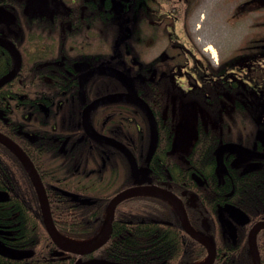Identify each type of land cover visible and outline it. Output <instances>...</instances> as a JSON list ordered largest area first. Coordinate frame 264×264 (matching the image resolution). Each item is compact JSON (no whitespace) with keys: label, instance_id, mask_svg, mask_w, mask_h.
<instances>
[{"label":"flooded vegetation","instance_id":"af4514ba","mask_svg":"<svg viewBox=\"0 0 264 264\" xmlns=\"http://www.w3.org/2000/svg\"><path fill=\"white\" fill-rule=\"evenodd\" d=\"M225 1L233 3L229 23L244 27L242 36L225 42L190 39L188 49L172 36L179 16L169 10L161 12L160 0L151 6L153 17L159 23L165 21L169 38L179 43L174 50L173 81L190 95L187 108H181L179 101L174 108L173 137L167 130L168 140L172 139L169 146L163 145L164 124L159 109L117 71L74 60L63 67H22L21 25L10 9L0 5L14 17L11 24L0 22V40L11 44L21 57L14 77L0 86V135L5 139L0 140V242L14 250L31 252L19 259L0 255V264H76L78 260H92L52 240L44 223L42 198L60 236L57 222L73 218L75 213L91 218L85 223L102 234L110 202L130 191L113 209L108 240L114 231L131 233L121 226L133 221L153 229L156 225V233L162 232L165 200L174 206L186 232L179 208L166 198V191L179 200L199 237L212 240L214 260L216 226L210 219L215 216L222 239L229 241L235 238L237 224H249L250 218L242 209L249 218L247 224L232 217L226 208L233 205L235 185H255L257 195H264V156L253 158L226 150L218 160L217 152L221 145L235 143L264 155V133L249 136L246 141L243 138V91L264 87V0ZM164 40L168 44L164 37L149 41L144 57ZM182 54L187 58L183 67ZM16 62V55L0 45V79L13 70ZM88 70L92 75L81 83L80 75ZM112 95L120 97L107 98ZM95 101L99 103L85 112ZM144 105L154 120V146ZM182 120L192 123L193 134L187 141L180 140ZM192 146L194 149L188 150ZM260 168L263 172L259 178H246ZM181 185L189 188L181 190ZM253 196L245 200L252 203L256 200ZM211 208L214 214L209 215ZM197 220L198 226H193ZM259 221L264 219L251 223L249 231Z\"/></svg>","mask_w":264,"mask_h":264},{"label":"trees","instance_id":"16d2710c","mask_svg":"<svg viewBox=\"0 0 264 264\" xmlns=\"http://www.w3.org/2000/svg\"><path fill=\"white\" fill-rule=\"evenodd\" d=\"M154 3L155 0H0V5L10 9L17 17V24L21 25L22 67H63L74 60L85 66L117 71L159 109L164 124L163 145L169 146L172 139L168 140L167 130L173 137L174 108L178 101L181 108H187L190 95L186 88L179 89L173 81L174 50L179 43L169 38L167 23H159L153 17L151 6ZM162 37L168 40L164 50L146 60L144 55L149 41ZM180 50H185L181 44ZM185 59L182 54V67ZM243 94V138L246 141L249 136L255 138L258 133H264V87L245 90ZM198 136L200 138L201 134ZM193 149L194 146L188 150ZM261 169L249 172L246 178L249 181L259 178ZM185 188L189 187L181 185V190ZM234 189L236 196L231 203L242 209L250 222L244 226L237 224L235 238L229 241L222 239L215 216L210 219L216 226L213 240L217 248L212 264H253L247 242L248 228L251 223L264 219V195H257L255 185H235ZM249 196L256 200L246 201ZM213 209L209 210V215L214 214ZM165 211L162 232L156 233V225L153 229L135 221L128 226L123 224L122 230L128 227L131 233L114 231L102 246L82 258L113 264H201L207 257L204 247L186 235L174 206L167 200ZM87 219L91 220L77 217L75 213V217L63 218L57 223L64 238L88 244L99 236V230L85 223ZM123 220L126 222L128 217ZM198 220L192 225L198 226ZM116 229L120 230L119 225ZM256 242L260 264H264L263 229Z\"/></svg>","mask_w":264,"mask_h":264},{"label":"water","instance_id":"95a60500","mask_svg":"<svg viewBox=\"0 0 264 264\" xmlns=\"http://www.w3.org/2000/svg\"><path fill=\"white\" fill-rule=\"evenodd\" d=\"M0 22L5 23L7 25L14 22V17L1 6H0ZM0 45H2L6 49L11 50L14 53V55H16V57H17V62H16L15 67L13 68V70L10 73H8L7 75H5L2 79H0V86H1L3 83L11 80L14 77L15 73L19 69V66L21 63V57H20L18 51L11 44L5 43L4 41L0 40ZM91 75H92V70H88L86 72H83L80 75L81 83H83L86 80V78L91 76ZM113 97H120V96L119 95H112V96H108L107 98H113ZM107 98H104V99H107ZM97 103H99V101L93 102L91 105H89L86 108L85 112L94 108L97 105ZM144 106L146 108V111H148V114L150 117V122L152 125V132H153V146H154L155 141H156L154 120L152 118V115H151L149 109L146 107V105H144ZM0 140L5 141V139H3V137L1 135H0ZM226 150H229L230 152L241 154V155H244L247 157H253V158H259V157L264 156L263 154L253 152L250 149H248L242 145L235 144V143H225V144L221 145L218 149V152H217L218 160L221 157L222 153ZM129 193H130V191L124 192V193L118 195L117 197H115L114 199H112V201L110 202V204L108 206L107 217H106V231H105V233L101 234L95 241L92 242L91 245H89L87 247L86 246L85 247L67 246V247H65L66 250L71 251L73 253L83 255V254H87V253L99 248L107 240V238L109 236L110 222L112 221L113 209L124 197L129 195ZM163 193L166 196V198L172 200L175 204H177L179 211H180L182 224H183L187 234L189 236H191L193 239L201 242L202 244H204L206 246L207 252H208V256H207L208 259H207L205 264H211L213 262L214 256H215V249H214V244H213L212 240L210 238L199 237V235L190 226L189 221L186 217V214H185L179 200L176 199L172 194H170L166 191H164ZM41 202H42V207H43L44 223L46 226V230H47L49 236L52 238V240L60 246V244H62V243L59 240L58 234H57V232L54 229V226L52 224L50 214L48 211V207H47V203L43 198H42ZM83 203H84V201H83ZM226 210L228 211V213L232 217L237 219L242 224H247L249 222L248 216L241 209H239L233 205H230L226 208ZM260 229H264V221H259V222L255 223L252 226V228L248 234V246H249V251H250V255H251V259H252L253 264H260L259 253H258V249H257V245H256V235ZM0 255H3V256L9 257V258L19 259V258H24V257L30 256L31 252L24 251V250H14V249H11L9 247H6L3 243L0 242ZM76 264H113V263H105V262H100L97 260H88V261L82 262V261L78 260L76 262Z\"/></svg>","mask_w":264,"mask_h":264},{"label":"rangeland","instance_id":"374dc122","mask_svg":"<svg viewBox=\"0 0 264 264\" xmlns=\"http://www.w3.org/2000/svg\"><path fill=\"white\" fill-rule=\"evenodd\" d=\"M160 2L161 12L169 10L179 16L172 36L185 44L186 49L189 48L190 39L199 43L208 40L225 42L229 38H240L244 33V27L238 23H229L228 15L233 3H227L225 0H193V3H188V5L184 4L185 1L178 3L176 0H160ZM166 44V40L156 43L148 50L145 58L155 57L164 49ZM180 129L182 132L180 140L182 141H187L193 134L191 122L182 120Z\"/></svg>","mask_w":264,"mask_h":264},{"label":"bare ground","instance_id":"6f19581e","mask_svg":"<svg viewBox=\"0 0 264 264\" xmlns=\"http://www.w3.org/2000/svg\"><path fill=\"white\" fill-rule=\"evenodd\" d=\"M59 240L66 246H74V247H85V246H78V245H73L71 244V242H69L68 240L62 238L60 235H58Z\"/></svg>","mask_w":264,"mask_h":264}]
</instances>
